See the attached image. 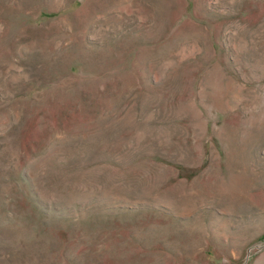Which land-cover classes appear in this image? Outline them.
<instances>
[{"label":"rangeland","instance_id":"374dc122","mask_svg":"<svg viewBox=\"0 0 264 264\" xmlns=\"http://www.w3.org/2000/svg\"><path fill=\"white\" fill-rule=\"evenodd\" d=\"M0 264H264V0H0Z\"/></svg>","mask_w":264,"mask_h":264}]
</instances>
